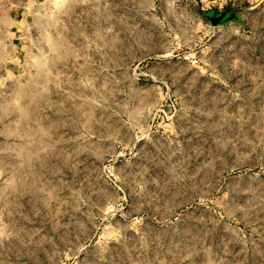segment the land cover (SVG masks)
I'll return each mask as SVG.
<instances>
[{"label":"rangeland","instance_id":"rangeland-1","mask_svg":"<svg viewBox=\"0 0 264 264\" xmlns=\"http://www.w3.org/2000/svg\"><path fill=\"white\" fill-rule=\"evenodd\" d=\"M0 264H264V0H0Z\"/></svg>","mask_w":264,"mask_h":264},{"label":"bare ground","instance_id":"bare-ground-1","mask_svg":"<svg viewBox=\"0 0 264 264\" xmlns=\"http://www.w3.org/2000/svg\"><path fill=\"white\" fill-rule=\"evenodd\" d=\"M241 159V158H240ZM251 160L252 159H250L249 157L247 158H245V159H243V160H240V161H237L235 164L233 163V165H231V169L230 170H232V169H236V168H238V170L239 169H244V168H246L245 169V171H244V173H243V176L244 177H246L247 179H249V181H250V179L252 180V177H254L251 173L253 172V170H254V165L252 164V162H251ZM253 160H255V159H253ZM209 169V168H208ZM226 171V170H225ZM209 175H211V174H209ZM241 175V174H240ZM242 176V175H241ZM255 178V177H254ZM254 178H253V180H254ZM205 179V178H204ZM246 180V179H245ZM252 180V181H253ZM238 184V183H237ZM245 184V183H244ZM249 184H252V183H248V185ZM256 184V183H255ZM246 185V184H245ZM240 186V185H239ZM212 187H213V185H212ZM239 191H238V190ZM237 189H234L233 188V190H232V192H230L231 194H233L234 192L235 193H239V194H241V195H245V194H247V192H248V190H250L251 191V188H244V187H241V188H237ZM207 191L209 192V190L207 189ZM206 191V192H207ZM252 191H254V190H252ZM231 194H229V195H231Z\"/></svg>","mask_w":264,"mask_h":264},{"label":"crops","instance_id":"crops-1","mask_svg":"<svg viewBox=\"0 0 264 264\" xmlns=\"http://www.w3.org/2000/svg\"><path fill=\"white\" fill-rule=\"evenodd\" d=\"M14 34H16V32L14 33ZM8 47L10 48V50H11V55H15L16 54V51L14 50V48H13V42H10V44H8ZM10 58V57H9ZM11 64V62H8V65H10Z\"/></svg>","mask_w":264,"mask_h":264}]
</instances>
